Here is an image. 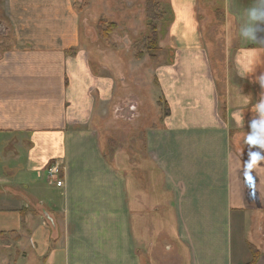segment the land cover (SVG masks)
<instances>
[{
    "label": "crops",
    "instance_id": "0c3cea01",
    "mask_svg": "<svg viewBox=\"0 0 264 264\" xmlns=\"http://www.w3.org/2000/svg\"><path fill=\"white\" fill-rule=\"evenodd\" d=\"M252 2L169 0L170 56L156 69L165 109L127 151L118 139L110 150L97 124L119 81L94 71L74 0H0V231L24 259L250 264L253 244L264 264V161L244 174L264 93V47L239 38Z\"/></svg>",
    "mask_w": 264,
    "mask_h": 264
},
{
    "label": "rangeland",
    "instance_id": "374dc122",
    "mask_svg": "<svg viewBox=\"0 0 264 264\" xmlns=\"http://www.w3.org/2000/svg\"><path fill=\"white\" fill-rule=\"evenodd\" d=\"M148 1L74 0L83 17L84 31L86 27L90 29L88 38L83 37V43L90 46L94 71L117 77L119 81L117 100L107 105L104 117L100 116L97 121L103 141L110 150L114 148V140L118 139L127 142L128 151L131 133L135 134L137 128L145 129L158 121V114L165 109L156 69L170 56L165 45L170 41L172 14L169 0H154L155 18L151 20ZM101 20H104L102 27ZM222 42L225 44L224 39ZM229 56L230 53L224 52L221 57L228 60L226 66L223 65V73L231 81L234 77ZM210 59L214 74H218L216 58L211 55ZM98 62L100 68L95 64ZM116 105L125 110L123 123L116 121ZM130 114L135 121L130 122ZM258 233L259 244L264 249V229ZM22 251L14 243L12 235L0 231V264H32L31 259L23 258Z\"/></svg>",
    "mask_w": 264,
    "mask_h": 264
},
{
    "label": "clouds",
    "instance_id": "9594fccd",
    "mask_svg": "<svg viewBox=\"0 0 264 264\" xmlns=\"http://www.w3.org/2000/svg\"><path fill=\"white\" fill-rule=\"evenodd\" d=\"M264 0H253L252 4L243 10L239 26L241 41L264 47ZM264 89V75L256 80ZM255 116L248 122V133L245 142L249 145V159L245 162V178L252 179V170L264 161V93L253 106ZM256 149V150H251Z\"/></svg>",
    "mask_w": 264,
    "mask_h": 264
},
{
    "label": "trees",
    "instance_id": "16d2710c",
    "mask_svg": "<svg viewBox=\"0 0 264 264\" xmlns=\"http://www.w3.org/2000/svg\"><path fill=\"white\" fill-rule=\"evenodd\" d=\"M154 3V0H149L148 1V11H149V18L152 20H154L155 16H153V13L154 11L156 10V7L155 5L153 4ZM104 25V20L100 21V27H102ZM112 26H115V25H112ZM154 29V28H153ZM146 49V48H145ZM166 114L169 113V109L167 108V110H165ZM54 164L53 163H50L49 164V167L48 168H51ZM250 248L252 250V253H253V260L250 264H257L258 260H259V257L261 256V251L253 244H250Z\"/></svg>",
    "mask_w": 264,
    "mask_h": 264
},
{
    "label": "built area",
    "instance_id": "2783aa9c",
    "mask_svg": "<svg viewBox=\"0 0 264 264\" xmlns=\"http://www.w3.org/2000/svg\"><path fill=\"white\" fill-rule=\"evenodd\" d=\"M52 171H53V169L50 168V172H52Z\"/></svg>",
    "mask_w": 264,
    "mask_h": 264
}]
</instances>
